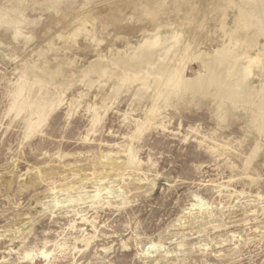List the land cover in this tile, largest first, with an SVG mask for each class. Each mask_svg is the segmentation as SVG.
Returning <instances> with one entry per match:
<instances>
[{"label": "rangeland", "instance_id": "1", "mask_svg": "<svg viewBox=\"0 0 264 264\" xmlns=\"http://www.w3.org/2000/svg\"><path fill=\"white\" fill-rule=\"evenodd\" d=\"M240 1L0 0V264H264V135L168 80L260 88Z\"/></svg>", "mask_w": 264, "mask_h": 264}, {"label": "bare ground", "instance_id": "2", "mask_svg": "<svg viewBox=\"0 0 264 264\" xmlns=\"http://www.w3.org/2000/svg\"><path fill=\"white\" fill-rule=\"evenodd\" d=\"M240 2L237 21L241 23V28L239 29V34L237 33V38L241 36L242 38L250 37L249 35H253L256 32L264 36V0H242ZM0 14L1 23L9 24L10 18L6 21L7 13ZM227 51L226 48L217 50L212 59L203 60L205 73L192 80H186L177 72L170 73L168 75L169 84L181 90L197 91L199 89L205 93H209L210 89L213 88L210 94L220 100L219 102L227 99L233 105L244 107L250 114L248 117L249 125L264 135V83L261 82L260 88L257 89L252 83L247 82V77L245 79L243 72L239 70L241 65L238 60L234 63L225 64L215 59L216 56L223 59L226 57ZM153 56V52L147 51L137 57V62L127 65V68L133 71L139 69L143 64H152ZM228 57H231V55H228ZM166 72L165 67H161L158 70L161 77ZM36 113L39 114L37 111Z\"/></svg>", "mask_w": 264, "mask_h": 264}]
</instances>
